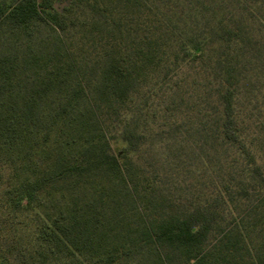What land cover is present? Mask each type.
<instances>
[{
  "label": "trees",
  "instance_id": "trees-1",
  "mask_svg": "<svg viewBox=\"0 0 264 264\" xmlns=\"http://www.w3.org/2000/svg\"><path fill=\"white\" fill-rule=\"evenodd\" d=\"M228 4L0 0V28L16 40L0 55V264H264V188L252 227L221 228L212 206L179 212L159 171L140 164L150 121L183 117L203 96L195 133L260 169L242 101L253 37ZM21 212L23 237L9 217Z\"/></svg>",
  "mask_w": 264,
  "mask_h": 264
},
{
  "label": "rangeland",
  "instance_id": "rangeland-1",
  "mask_svg": "<svg viewBox=\"0 0 264 264\" xmlns=\"http://www.w3.org/2000/svg\"><path fill=\"white\" fill-rule=\"evenodd\" d=\"M228 1L226 12L241 20L245 33L253 37L245 49L246 57L242 64V101L251 142L247 148L253 154L254 164L260 169L255 171L251 159L241 151L222 147L213 140L205 143L206 132L200 135L195 133V128L199 127L196 114L206 104L203 96H191L185 101L184 118L178 111L168 110L159 114L153 122L150 121V127H147L148 145L140 156V164L159 171L163 184L170 189L171 197L178 198L179 204L182 203L177 208L179 212L185 205L189 206L190 211L196 207L212 206L220 213L218 221L221 228L235 222H239L242 228L244 225L248 228L252 227L258 216L260 209L256 207L264 188V0ZM49 33H52L50 28H46L41 30L40 35L47 37ZM10 36L7 27L0 28V55L8 52L9 47L16 43ZM157 102L169 107L170 100L167 96L163 99L158 97ZM173 144L175 146L171 148ZM113 147L117 152L125 144L116 141ZM6 180L5 176L3 179L0 176V183ZM2 193L0 190V205ZM2 210L0 208V220L4 221ZM9 217L20 229L19 235L27 236V214L21 212ZM254 245L264 252V236L256 232Z\"/></svg>",
  "mask_w": 264,
  "mask_h": 264
},
{
  "label": "water",
  "instance_id": "water-1",
  "mask_svg": "<svg viewBox=\"0 0 264 264\" xmlns=\"http://www.w3.org/2000/svg\"><path fill=\"white\" fill-rule=\"evenodd\" d=\"M67 6V2H63V3H57V4H55V7L56 8H64V7H66Z\"/></svg>",
  "mask_w": 264,
  "mask_h": 264
}]
</instances>
